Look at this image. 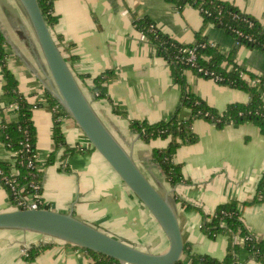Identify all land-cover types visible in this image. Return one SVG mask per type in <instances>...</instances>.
<instances>
[{
    "label": "crops",
    "instance_id": "1",
    "mask_svg": "<svg viewBox=\"0 0 264 264\" xmlns=\"http://www.w3.org/2000/svg\"><path fill=\"white\" fill-rule=\"evenodd\" d=\"M253 16L264 26V0H224ZM58 21L52 33L74 73L85 74L81 86L106 125L128 149L139 167L151 178L165 181L158 165L150 158L153 148H163L169 139L157 138L150 143L129 129V119L149 122L165 120L173 115L180 102V89L171 76L168 63L155 53L154 47L135 27L134 19L149 18L163 33L181 43H193L202 25L195 6H178L167 0H55ZM0 30L5 37V59L17 80V88L32 108L36 130V160L42 176V208L73 214L86 222L126 240L130 244L155 253L168 247V240L145 206L120 180L102 156L91 148L88 140L70 118H62L60 126L69 146H81L62 160L56 155L48 163L53 149V112L46 102L48 84L41 51L29 21L17 0H0ZM202 36L213 42L224 54L233 53L241 68L264 75V52L236 40L224 30L209 23ZM111 69L108 95L90 94L94 76ZM191 91L219 111L233 102H246L249 94L236 87L219 84L183 69ZM4 77L0 66V122L18 119L16 104L4 93ZM49 92V91H48ZM264 100V96H263ZM114 106L124 112L119 115ZM190 110L182 107L179 118ZM198 139L180 146L174 160L181 165L188 181L176 185L175 198L193 205L184 208L177 202L178 222L184 244L190 252L222 259L231 242L239 236L217 233L211 238L201 225L217 205L232 201H251L241 207V220L250 233L264 240V189L257 184L264 173V134L250 123H229L218 128L208 120L192 122ZM0 160L13 161V156L0 141ZM13 208L8 193L0 184V211ZM77 209V210H76ZM76 210V211H75ZM78 212V213H77ZM137 229V234L134 229ZM160 229L159 240L153 232ZM132 229V231H131ZM43 236L19 230H0V264H91L87 252L61 241H53L34 261L22 258L20 248L31 242H50ZM183 264H191L187 255ZM241 264H264L241 250Z\"/></svg>",
    "mask_w": 264,
    "mask_h": 264
},
{
    "label": "trees",
    "instance_id": "2",
    "mask_svg": "<svg viewBox=\"0 0 264 264\" xmlns=\"http://www.w3.org/2000/svg\"><path fill=\"white\" fill-rule=\"evenodd\" d=\"M42 14L48 27L52 30L54 24L58 21V15L54 12L55 0H37ZM170 3L182 6L191 4L198 8L202 16V25L197 32V39L193 43H181L169 35L163 33L158 28H151L154 24L149 18L142 17L134 19L135 27L151 42L155 53L161 56L169 65L171 76L179 86L180 102L175 107L173 115L165 120L149 122L141 119H129V129L139 134L142 141L150 143L152 140L161 138L169 139L167 145L163 148H153L150 153V158L160 168V172L164 176L165 181L170 186H176L180 183L188 181L184 178L181 170V165L174 160L176 150L182 145H190L197 141L198 137L192 129V122L195 119L202 118L210 121L218 128L224 127L229 123L250 122L256 125L264 134V75L258 76L259 83L250 84L240 76V72H247L250 78L257 77V74L245 70L238 66L233 57V53L224 54L218 50L217 46L210 45L208 40L202 36L205 26L209 23L224 30L232 36L238 44H244L248 47L255 48L264 52V26L259 23L253 16L239 10L236 5L224 0H167ZM241 32L242 34H238ZM251 37L252 40H248ZM59 39L56 38L57 44ZM201 43H206L204 47L198 46ZM5 37L0 30V66L2 69L4 84V93L16 104L18 111V119L12 122H0V141L6 149L12 153L14 161L0 160V184L8 193L12 206L15 205V200L10 188L5 184L3 176H9L12 167L15 168L16 180L20 188L29 182H34L38 185V193H42V176L43 171L37 167L31 168L27 164V154L35 151L36 130L32 119V108L37 104L29 102L22 93L18 91L17 80L8 69L5 55ZM59 45V44H58ZM196 47V64L212 70L219 74L222 79L219 84L236 87L249 94V100L246 102H233L228 104L222 111L210 106L200 96L193 93L183 76V69H189L194 73L203 76L197 71L196 67L182 64L179 57L184 55L181 49ZM231 66V68H229ZM115 73L111 69H107L96 75L92 79V85L89 87L90 93L94 97L103 98L108 95L107 84L114 77ZM80 84L84 83L85 74H77ZM208 78V77H206ZM46 102L53 108V149L49 156L48 163L55 160L57 153L60 159L64 160L74 152H79L85 148L81 146H69L61 129V121L58 118L69 117L67 111L62 105L48 92L45 91ZM182 107L190 110V115L185 118H179V111ZM114 111L119 115H124V112L114 106ZM25 138L30 142V151H26L23 145ZM93 149V148H92ZM264 189V173L257 184V193ZM24 191H31L30 188H25ZM42 200V197L40 198ZM180 206L184 208H192L190 205L179 198H175ZM256 200V197L251 201L232 200L221 203L216 206L214 211L206 218L201 225V230L209 237L213 238L217 233H226L230 236L238 235L241 238L238 242H231L222 259L214 258L206 254H197L190 252V249L185 246L184 254L190 259L191 264H241L238 262L239 253L244 250L248 257L264 263V240L257 238L249 232L241 220V207L250 204ZM39 208H42L40 204ZM248 237V238H246ZM50 242H31L27 245V255L22 256L24 260L32 262L53 241ZM73 247L87 252L91 258V264H121L117 259L104 255L102 253L83 249L78 246ZM175 264H183L182 259Z\"/></svg>",
    "mask_w": 264,
    "mask_h": 264
},
{
    "label": "water",
    "instance_id": "3",
    "mask_svg": "<svg viewBox=\"0 0 264 264\" xmlns=\"http://www.w3.org/2000/svg\"><path fill=\"white\" fill-rule=\"evenodd\" d=\"M33 30L47 68L45 86L67 111L69 117L152 215L168 240L160 253L125 242L76 217L72 210L60 212L47 208H11L0 211V230L32 232L45 239L102 253L121 264H175L184 254V240L177 216L176 186L165 188L154 183L139 167L132 150L119 141L94 108L48 27L37 0H17ZM139 136V134H137Z\"/></svg>",
    "mask_w": 264,
    "mask_h": 264
},
{
    "label": "built area",
    "instance_id": "4",
    "mask_svg": "<svg viewBox=\"0 0 264 264\" xmlns=\"http://www.w3.org/2000/svg\"><path fill=\"white\" fill-rule=\"evenodd\" d=\"M150 27L155 29V24H151ZM238 34L241 35L242 33L239 32ZM246 38H248V40H252L251 37L246 36ZM208 43L211 46L214 45L213 42L209 41ZM205 45H206V43H201L198 46L204 47ZM195 49H196V47L181 49V52L184 53V55H181L179 57V61L182 64H186V65L196 67L197 71L202 73L204 75V77H208L209 79L214 80L215 82H219L222 79V77L219 74L215 73L212 70H208L201 65L196 64ZM229 68H231V66H229ZM256 74H257V77L250 78L249 75L247 74V72H244V71L240 72V76L252 85L259 83V81H260V78L258 76H261L262 74H258V73H256ZM263 85H264V83H263ZM52 110H53V108H52ZM57 120L62 121V118H58ZM23 145L26 147L27 152L30 151V142L28 141V138H25V142H23ZM13 161H14V159H13ZM36 162H37L36 152H31V153H29V155L27 154V164L29 167H31V168L35 167L36 168L37 167ZM16 173L17 172H16L15 168L12 167V170H11L9 176L4 175L2 177L5 184L10 188V190L13 194V198L15 200V205H16L13 208H31V209L39 208L42 200L40 199L41 194L38 193V185L31 181L28 184L23 185L22 188H20L19 183L16 180V177H14V174H16ZM0 174H1V170H0ZM25 188H30L31 191L26 192V191H24ZM246 238H248V237H246ZM240 240H241V238H239V241ZM20 253L22 256L27 255V245H23L20 248Z\"/></svg>",
    "mask_w": 264,
    "mask_h": 264
},
{
    "label": "rangeland",
    "instance_id": "5",
    "mask_svg": "<svg viewBox=\"0 0 264 264\" xmlns=\"http://www.w3.org/2000/svg\"><path fill=\"white\" fill-rule=\"evenodd\" d=\"M153 181H155V183H157L158 186H159L158 182H159V183L162 182V181L160 182L159 180H157V179H155V178H153ZM157 181H158V182H157ZM76 210H77V209H76ZM76 210H75V211H76ZM77 213H78V212H77ZM133 229H134V232H137V229H135V228H133ZM154 229H156V228H154ZM131 231H132V229H131ZM141 233H142V232H140V233L137 232V234H140V235H141ZM153 233H154V234H153V239H154L155 241H158V240H159V236L161 235V234H160V229H156V230H154ZM125 242L129 243V242L126 241V240H125Z\"/></svg>",
    "mask_w": 264,
    "mask_h": 264
},
{
    "label": "flooded vegetation",
    "instance_id": "6",
    "mask_svg": "<svg viewBox=\"0 0 264 264\" xmlns=\"http://www.w3.org/2000/svg\"><path fill=\"white\" fill-rule=\"evenodd\" d=\"M149 177V176H148ZM152 181H153V178L149 177ZM155 183V181H153Z\"/></svg>",
    "mask_w": 264,
    "mask_h": 264
}]
</instances>
